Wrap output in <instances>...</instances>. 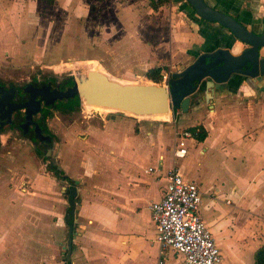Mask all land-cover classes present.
<instances>
[{"label":"crops","instance_id":"crops-1","mask_svg":"<svg viewBox=\"0 0 264 264\" xmlns=\"http://www.w3.org/2000/svg\"><path fill=\"white\" fill-rule=\"evenodd\" d=\"M205 2L247 29L264 33V0ZM174 13L178 26L171 45L180 57L176 73L202 53L226 48L238 55L245 47L227 30L200 20L187 3ZM211 97L209 103L199 95L187 114L176 109L172 118L168 114L159 119L173 120L174 129L167 134L173 138L170 150L155 145L151 132L144 133L145 127L135 120L141 117L119 114L86 122L89 145H53L54 160L71 181L65 183L75 187L76 197L69 187L63 188L69 205L58 218L57 210L42 201L44 194L22 200L0 189V264H54L47 257L57 253L59 228L67 231V239L72 230L71 264H183L181 256L161 252L150 212V205L165 193L170 170L197 185L202 197L199 215L218 249L225 248L232 264H254V254L264 249V75L238 76ZM180 117L193 122L181 128ZM195 127H201L206 138L187 140L185 157L173 159L180 132ZM16 146L24 145H8L0 152L10 154ZM22 187L24 194L28 186ZM70 207L74 216L68 226Z\"/></svg>","mask_w":264,"mask_h":264},{"label":"rangeland","instance_id":"rangeland-1","mask_svg":"<svg viewBox=\"0 0 264 264\" xmlns=\"http://www.w3.org/2000/svg\"><path fill=\"white\" fill-rule=\"evenodd\" d=\"M185 5V0H170L153 12L148 0H0V79H60L97 71L122 84H152L145 70L166 65L168 81L180 60L178 49L173 51L171 45L174 25L178 26L174 12ZM114 115L113 110L81 106L72 115L53 113L47 125L56 145H89L86 122ZM163 117L135 120L145 127L144 133L154 135L155 145L170 150L173 138L167 134L174 123L159 121ZM182 119L177 121L181 128L193 122ZM12 148L10 154L0 152V189L13 191L22 200L44 194L42 201L57 210L58 218L64 215L69 205L63 194V188L69 187L66 181L54 176L44 153L36 154L25 145ZM23 183L28 186L24 194ZM59 230L57 253L47 259L65 264L67 231ZM219 249L224 264H232L225 248Z\"/></svg>","mask_w":264,"mask_h":264},{"label":"water","instance_id":"water-1","mask_svg":"<svg viewBox=\"0 0 264 264\" xmlns=\"http://www.w3.org/2000/svg\"><path fill=\"white\" fill-rule=\"evenodd\" d=\"M195 15L202 21L217 24L239 43L246 47L238 55L229 49L219 48L210 53H202L195 61L179 73H172L173 79L167 84H122L109 79L106 75L89 71L86 74L72 75L73 86L65 92H53L51 103L77 97L80 106H96L115 111L119 115L126 113L132 117H155L180 109L187 114L190 102L200 95L203 101L212 103L211 95L215 91L228 88L229 82L238 76L257 79L264 75V33L247 29L233 16L213 9L204 0H185ZM36 103L35 106H38ZM35 108L33 113H37ZM40 141H48L40 138ZM43 139V140H42ZM50 148L47 155L50 154ZM50 163L54 159L50 158ZM76 189L71 195L76 197ZM72 230L67 239L66 260L71 264L70 253Z\"/></svg>","mask_w":264,"mask_h":264},{"label":"built area","instance_id":"built-area-1","mask_svg":"<svg viewBox=\"0 0 264 264\" xmlns=\"http://www.w3.org/2000/svg\"><path fill=\"white\" fill-rule=\"evenodd\" d=\"M164 84H167V75L159 85ZM191 138L194 135L188 130L180 132L173 159L185 157L187 140ZM201 202L197 185L183 179L177 170H170L162 199L150 205L155 241L161 252L171 251L181 256L183 264H221L220 251L199 215Z\"/></svg>","mask_w":264,"mask_h":264},{"label":"flooded vegetation","instance_id":"flooded-vegetation-1","mask_svg":"<svg viewBox=\"0 0 264 264\" xmlns=\"http://www.w3.org/2000/svg\"><path fill=\"white\" fill-rule=\"evenodd\" d=\"M172 80L168 78L169 83ZM72 86V76L60 79L37 76L20 81L0 79V149L5 150L8 145H29L36 153H44L48 160L55 159L52 150L56 142L47 124L55 112L66 115L56 110V105L65 100L50 101L53 92H65ZM36 103L39 105L35 106ZM35 108L39 110L34 114ZM40 138L48 141H40ZM40 148L43 149L42 153ZM49 148L51 152L48 156ZM50 165L59 169L55 160ZM71 190L68 188L69 194Z\"/></svg>","mask_w":264,"mask_h":264},{"label":"trees","instance_id":"trees-1","mask_svg":"<svg viewBox=\"0 0 264 264\" xmlns=\"http://www.w3.org/2000/svg\"><path fill=\"white\" fill-rule=\"evenodd\" d=\"M168 0H149V7L154 11H158L160 8L164 7L167 4ZM168 72L166 67H156L148 70L145 73V78L154 84H161L164 73ZM80 102L77 97L72 99L65 100L63 103H59L56 105V110L61 111L66 115H71L74 112L79 111L80 109ZM198 130V134H195V131ZM191 132L197 141L201 142L206 138V132L201 127H195L188 129ZM51 166V165H50ZM51 170L53 171L54 175L57 178H61L64 181H71L64 176V173L57 169L56 167L51 166ZM74 213L72 212V207L68 208L67 210V219L66 224L68 226L72 225V218ZM254 264H264V249H260L256 251L254 254Z\"/></svg>","mask_w":264,"mask_h":264},{"label":"bare ground","instance_id":"bare-ground-1","mask_svg":"<svg viewBox=\"0 0 264 264\" xmlns=\"http://www.w3.org/2000/svg\"><path fill=\"white\" fill-rule=\"evenodd\" d=\"M127 114H128V113H126V115H127ZM168 114H169V113H167V114H164V115H168ZM130 115H131V114H130ZM130 115H128V116H130ZM164 115H163V116H164ZM169 115H170V114H169Z\"/></svg>","mask_w":264,"mask_h":264}]
</instances>
